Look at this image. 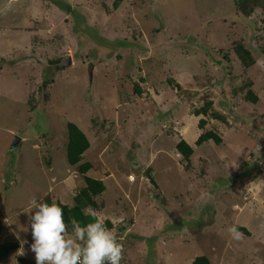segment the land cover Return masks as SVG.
Listing matches in <instances>:
<instances>
[{
  "label": "rangeland",
  "instance_id": "1",
  "mask_svg": "<svg viewBox=\"0 0 264 264\" xmlns=\"http://www.w3.org/2000/svg\"><path fill=\"white\" fill-rule=\"evenodd\" d=\"M66 1L90 38L51 0H0V242L19 243L1 264L36 262L33 198L73 205L86 185L67 159L69 121L91 141L82 162L106 190L87 211L112 221L120 264H264L263 5L245 16L236 0ZM238 42L254 50L248 69ZM210 100L224 120L193 113ZM209 129L223 142L196 145Z\"/></svg>",
  "mask_w": 264,
  "mask_h": 264
},
{
  "label": "trees",
  "instance_id": "2",
  "mask_svg": "<svg viewBox=\"0 0 264 264\" xmlns=\"http://www.w3.org/2000/svg\"><path fill=\"white\" fill-rule=\"evenodd\" d=\"M53 1L59 8L65 11L67 14L72 15V19L74 24V29L76 32H79L80 35L91 37L90 33L95 32L96 29L91 27L80 10H78L71 3L66 0H51ZM119 2H115V6L117 7ZM263 5L264 8V0H236V8L239 12L243 13L245 16L247 14H251L255 7ZM235 50L241 59L243 65L246 69L251 67L256 62V57L254 56V50L245 45L243 42H238L235 46ZM47 81V80H46ZM171 83H174L177 90H183V87L178 82H174V80H170ZM48 82V81H47ZM46 82V83H47ZM45 83V85H46ZM252 81H248L245 83L242 88L246 90L245 97L248 101L252 103H257L259 101V95L252 88ZM136 92L141 94L142 88L139 84L136 85ZM214 105L213 101H207L205 104L198 109H195L193 113L197 116L203 114L204 116L211 114L216 119H225V116L216 111L211 110ZM211 111V112H210ZM207 124V120L205 118H201L199 125L203 129H205ZM68 142H67V159L70 165L76 166L78 171L83 174L84 179L86 181V185L82 187L74 196V204L70 205L67 203H62L61 207L64 210V217L66 223L69 225V232H72L71 220L76 219L82 226L86 225L89 222H92L91 215H85V213H95L93 211L98 210L101 206L98 203L97 197L101 195L106 190V185L102 179H98L96 177L90 176L88 172L92 169L93 164L91 162H82L84 158L85 152L91 147V141L87 134L82 130V128L77 125V123L69 121L68 122ZM209 140H213L217 145H220L223 142V137L215 130H205L201 133V135L196 140V145H201L204 142ZM177 150L183 156V159L186 161V164L189 165L194 155L195 149L186 139L182 138L177 144ZM150 181L153 185L158 186L155 178L151 176L149 173ZM51 199L48 197L45 200V203L51 204ZM58 201L57 203H60ZM88 209L93 211H87ZM106 226L111 228L113 223L111 220H107ZM239 231L243 233H249L247 228L244 226H239ZM3 233V226L0 223V238ZM19 247V243L16 241H5L0 242V264L6 259L13 250ZM22 264H36V262L31 261L27 262V260L22 259ZM194 264H211L209 258L206 255H199L195 258Z\"/></svg>",
  "mask_w": 264,
  "mask_h": 264
},
{
  "label": "clouds",
  "instance_id": "3",
  "mask_svg": "<svg viewBox=\"0 0 264 264\" xmlns=\"http://www.w3.org/2000/svg\"><path fill=\"white\" fill-rule=\"evenodd\" d=\"M55 200L49 203L31 201L30 213L36 264H120L124 246L117 233L106 226L103 217L96 213L92 222L82 226L76 219L71 220L72 233L65 221L64 210ZM32 209H36L31 215ZM239 226L229 228L236 238L242 235ZM23 254V251L20 252Z\"/></svg>",
  "mask_w": 264,
  "mask_h": 264
},
{
  "label": "water",
  "instance_id": "4",
  "mask_svg": "<svg viewBox=\"0 0 264 264\" xmlns=\"http://www.w3.org/2000/svg\"><path fill=\"white\" fill-rule=\"evenodd\" d=\"M69 62H71V58L69 57L67 61L63 62L62 64H68Z\"/></svg>",
  "mask_w": 264,
  "mask_h": 264
}]
</instances>
